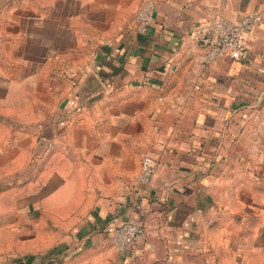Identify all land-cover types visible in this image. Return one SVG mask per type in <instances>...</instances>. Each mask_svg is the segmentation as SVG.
Instances as JSON below:
<instances>
[{"label": "crops", "instance_id": "0c3cea01", "mask_svg": "<svg viewBox=\"0 0 264 264\" xmlns=\"http://www.w3.org/2000/svg\"><path fill=\"white\" fill-rule=\"evenodd\" d=\"M143 1L0 0L2 264H264V0H152L140 33ZM254 10L248 56L204 65L198 36Z\"/></svg>", "mask_w": 264, "mask_h": 264}, {"label": "built area", "instance_id": "2783aa9c", "mask_svg": "<svg viewBox=\"0 0 264 264\" xmlns=\"http://www.w3.org/2000/svg\"><path fill=\"white\" fill-rule=\"evenodd\" d=\"M155 19V4L152 0H144L136 13L137 28L146 33ZM260 12H249L240 20L220 16L197 40L202 50V62L210 65L222 57L241 60L248 56V36L261 22ZM158 161L145 155L141 160L138 181L149 186L157 172ZM146 234L143 223L126 221L114 227L111 241L120 252L131 251L137 240Z\"/></svg>", "mask_w": 264, "mask_h": 264}, {"label": "rangeland", "instance_id": "374dc122", "mask_svg": "<svg viewBox=\"0 0 264 264\" xmlns=\"http://www.w3.org/2000/svg\"><path fill=\"white\" fill-rule=\"evenodd\" d=\"M97 31H98L97 24H90V34H91V37H93V39H91L92 40L91 42L96 43L97 39H95L94 37L97 36ZM13 228L15 230L17 229L15 227V225ZM233 250H234V256H238V257L241 256L240 258H244L245 256H248L249 254H251L252 251L254 250V248H253L252 242H249V243H242V244H240V246L235 244ZM0 264H1V262H0ZM3 264H5V263H3ZM6 264H9V263L6 262ZM10 264H18V263L10 262Z\"/></svg>", "mask_w": 264, "mask_h": 264}, {"label": "trees", "instance_id": "16d2710c", "mask_svg": "<svg viewBox=\"0 0 264 264\" xmlns=\"http://www.w3.org/2000/svg\"><path fill=\"white\" fill-rule=\"evenodd\" d=\"M2 264V263H1Z\"/></svg>", "mask_w": 264, "mask_h": 264}]
</instances>
